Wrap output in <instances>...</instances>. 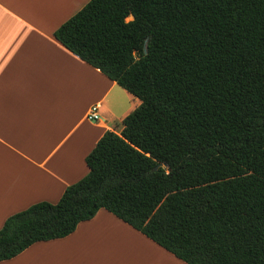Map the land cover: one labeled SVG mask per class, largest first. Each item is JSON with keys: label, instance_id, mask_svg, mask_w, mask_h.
<instances>
[{"label": "trees", "instance_id": "1", "mask_svg": "<svg viewBox=\"0 0 264 264\" xmlns=\"http://www.w3.org/2000/svg\"><path fill=\"white\" fill-rule=\"evenodd\" d=\"M53 36L140 105L0 262L104 209L185 264H264V0H89Z\"/></svg>", "mask_w": 264, "mask_h": 264}, {"label": "crops", "instance_id": "2", "mask_svg": "<svg viewBox=\"0 0 264 264\" xmlns=\"http://www.w3.org/2000/svg\"><path fill=\"white\" fill-rule=\"evenodd\" d=\"M89 0H0V228L83 178L85 158L140 101L65 49L54 31ZM98 105V120L86 118ZM0 264H185L104 209L68 236Z\"/></svg>", "mask_w": 264, "mask_h": 264}, {"label": "built area", "instance_id": "3", "mask_svg": "<svg viewBox=\"0 0 264 264\" xmlns=\"http://www.w3.org/2000/svg\"><path fill=\"white\" fill-rule=\"evenodd\" d=\"M98 109H99V106L98 105H93L89 108L88 112H87V115H86V118L89 120V121H96L98 120L99 116H98Z\"/></svg>", "mask_w": 264, "mask_h": 264}, {"label": "water", "instance_id": "4", "mask_svg": "<svg viewBox=\"0 0 264 264\" xmlns=\"http://www.w3.org/2000/svg\"><path fill=\"white\" fill-rule=\"evenodd\" d=\"M146 52H147L146 47H144V48H143V53L146 54ZM161 166H162L163 168L166 167L165 164H162Z\"/></svg>", "mask_w": 264, "mask_h": 264}, {"label": "rangeland", "instance_id": "5", "mask_svg": "<svg viewBox=\"0 0 264 264\" xmlns=\"http://www.w3.org/2000/svg\"><path fill=\"white\" fill-rule=\"evenodd\" d=\"M128 20H130V18ZM121 128H122V126H121Z\"/></svg>", "mask_w": 264, "mask_h": 264}]
</instances>
